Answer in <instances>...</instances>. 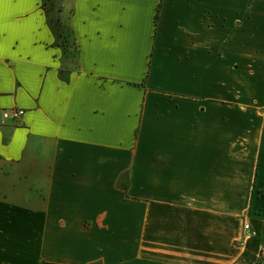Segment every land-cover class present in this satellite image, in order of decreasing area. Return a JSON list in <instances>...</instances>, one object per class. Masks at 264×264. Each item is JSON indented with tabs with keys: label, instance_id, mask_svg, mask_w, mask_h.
Instances as JSON below:
<instances>
[{
	"label": "crops",
	"instance_id": "crops-1",
	"mask_svg": "<svg viewBox=\"0 0 264 264\" xmlns=\"http://www.w3.org/2000/svg\"><path fill=\"white\" fill-rule=\"evenodd\" d=\"M261 251L264 0L0 4V264Z\"/></svg>",
	"mask_w": 264,
	"mask_h": 264
},
{
	"label": "built area",
	"instance_id": "built-area-1",
	"mask_svg": "<svg viewBox=\"0 0 264 264\" xmlns=\"http://www.w3.org/2000/svg\"><path fill=\"white\" fill-rule=\"evenodd\" d=\"M23 113L24 112L19 109H10V110L3 111L1 123H3L5 120H17L23 115ZM242 230H243L244 235L247 237H251L256 234L255 230L251 227V225L247 221H243ZM261 255H264L263 251L260 252L259 257Z\"/></svg>",
	"mask_w": 264,
	"mask_h": 264
},
{
	"label": "rangeland",
	"instance_id": "rangeland-1",
	"mask_svg": "<svg viewBox=\"0 0 264 264\" xmlns=\"http://www.w3.org/2000/svg\"><path fill=\"white\" fill-rule=\"evenodd\" d=\"M244 214H245V212H242L239 216H238V219H240V224H241V226H242V221H243V218H244ZM241 241V239H240V237H237V238H235L234 239V242H235V246L236 247H238L239 246V242ZM264 255H261L260 257H259V259L261 260V261H263L264 259ZM262 264H264L263 262H262Z\"/></svg>",
	"mask_w": 264,
	"mask_h": 264
},
{
	"label": "snow or ice",
	"instance_id": "snow-or-ice-1",
	"mask_svg": "<svg viewBox=\"0 0 264 264\" xmlns=\"http://www.w3.org/2000/svg\"><path fill=\"white\" fill-rule=\"evenodd\" d=\"M12 0H0V4L11 3Z\"/></svg>",
	"mask_w": 264,
	"mask_h": 264
}]
</instances>
